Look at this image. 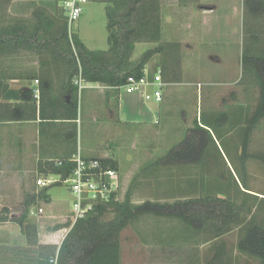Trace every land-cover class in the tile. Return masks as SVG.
Segmentation results:
<instances>
[{"label": "rangeland", "instance_id": "374dc122", "mask_svg": "<svg viewBox=\"0 0 264 264\" xmlns=\"http://www.w3.org/2000/svg\"><path fill=\"white\" fill-rule=\"evenodd\" d=\"M200 2L159 0L160 41L137 43L130 56L131 61H136L146 51L164 47V51L160 49L153 53L145 65L149 77L158 69L163 78L168 76L169 85L161 88L162 100H147L157 112L156 123L124 122L117 114L114 92L119 89L93 82L82 83L80 87L81 84H75V79L81 76L74 75L72 79V83L78 86L81 152L88 157L109 158L116 162L119 175L117 200L122 201L126 194L133 204L209 196L223 197L234 203L227 224L222 220L224 217L210 220L197 235L185 234L181 231V222L174 218L139 216L120 232V264H202L210 261L221 245V257L230 264H259L257 259L237 248L248 223L256 221L264 225V164L258 158L264 153V117L251 130L246 155L241 156L243 128L257 107L259 87L244 73L242 51L246 35L243 23L242 42L222 51L214 47L202 48L198 37L190 39L187 36L190 28L199 30ZM80 5L84 6L86 2ZM39 8L52 11L54 6L41 0H11L5 4V14L32 23L37 19L35 11ZM89 10L80 13L69 29L86 43L89 50H106L109 44L105 12L98 15ZM186 21H191L192 26H187ZM257 22L259 27L255 30L264 32V15ZM167 50L174 52L175 57ZM40 59L44 60L45 67L50 62L51 78L57 87L55 69L58 66L46 53L32 52L26 59L23 55L14 56V62L20 61V68L25 62L28 67L37 68ZM36 80L34 85L39 84ZM28 83L17 81L13 85L24 84L26 87ZM156 88L158 86L154 83L148 91L153 93ZM201 122L211 127L213 138L209 137L204 144L200 163L167 162V155L179 148L189 130ZM6 131L9 133L11 128ZM31 145L34 154V142ZM28 163L31 169L22 183L8 188L9 185L4 184L7 176L1 178L0 214L9 220L0 223V264H36L37 255L44 249L37 234L35 238L23 233L17 218H11L13 211L22 209L23 224L36 225V231L38 226L46 233L63 229L62 235H65L70 225L73 202L70 183L56 182L47 186L52 195L51 204L60 207L59 211L51 212L52 205H46L50 198L38 196L43 190L35 182L39 176L35 156L32 155ZM242 178L251 194L242 191ZM33 194L37 195L35 200L23 208ZM37 206L44 212L31 215L30 209L36 210ZM112 217L111 212L105 216L107 219ZM221 225L224 232L217 234L215 227Z\"/></svg>", "mask_w": 264, "mask_h": 264}, {"label": "trees", "instance_id": "16d2710c", "mask_svg": "<svg viewBox=\"0 0 264 264\" xmlns=\"http://www.w3.org/2000/svg\"><path fill=\"white\" fill-rule=\"evenodd\" d=\"M10 1L0 0V122L35 120L37 117L48 122L75 120L78 86L72 83L74 75H80L85 82H99L119 88L126 84L129 76L139 78L144 75L145 65L152 54L160 49L164 51V47L159 46L146 51L139 60H130L137 43L158 42L161 39L159 0H103L107 4L105 15L109 47L106 50H89L75 34L69 35L64 1L53 0L52 11L39 8L35 11L37 19L32 23L6 15L5 4ZM243 9L246 35L242 51L244 73L250 76V82L257 85L260 92L257 107L243 128L241 156L244 158L249 134L264 117V32L255 30L259 27L258 19L264 15V0H243ZM23 49L46 53L57 64V87L51 78L53 69L49 66L50 62L45 67L44 60L40 59L41 71L38 73L9 71L7 65ZM167 52L173 57L176 55L170 50ZM13 75H26L39 81L38 76L41 80V86H37L39 99L36 101L31 97L34 89L22 91L11 88L7 79L13 78ZM24 94L28 96L24 97ZM73 131L75 143V125ZM209 137L213 138L211 127L203 122L197 123L195 128L189 130L179 148L167 155L166 161L200 163L203 146ZM70 158L65 157L58 164L50 163V172L65 178L74 167ZM258 158L264 164V153ZM98 159L103 166L117 170L114 160ZM234 180L238 185L235 177ZM240 182L242 191L251 194L244 178ZM44 192L41 191L38 196H45ZM35 197L37 195L31 196L23 208ZM233 208L234 203L223 197L201 196L174 202L144 201L133 204L129 194L122 201L112 194L108 200L95 204L84 218L73 224L58 247L57 264H120V232L141 215L174 218L181 222V231L185 234L197 235L210 220L224 217L222 220L227 224L230 220L227 216L232 215ZM23 212L16 221L22 225L25 235L36 238V225L23 224ZM109 212L113 213V217L107 219L105 216ZM7 220L6 215L0 214V223ZM215 230L217 234L224 232L222 225L215 227ZM237 248L241 253L257 259L259 264H264V225L256 221L248 223L237 242ZM56 249L44 247L37 255L36 264H47L46 260L55 254ZM217 249L212 259L202 264H230L229 260L221 257L223 246Z\"/></svg>", "mask_w": 264, "mask_h": 264}, {"label": "crops", "instance_id": "0c3cea01", "mask_svg": "<svg viewBox=\"0 0 264 264\" xmlns=\"http://www.w3.org/2000/svg\"><path fill=\"white\" fill-rule=\"evenodd\" d=\"M52 1L53 0H48L46 3L53 4ZM60 1L63 2L64 0ZM83 2H86V5L81 6V14L85 10L90 9L89 11H95L96 14L100 15L105 12V6L107 5L103 0H84ZM199 6L202 8L198 21L199 30L192 31L190 28L189 31H187V36L190 39L198 37L200 39L199 44L202 48L203 46L214 47L221 51L229 48L231 45L240 44V42H242V23L244 15L243 0H201ZM185 23L189 27L192 26L191 21H186ZM79 40L87 48L86 43L83 42L82 39ZM32 52H36L38 55L41 54L33 49H23L19 52V55H23L26 59V56ZM13 62L9 63L10 65H7L11 72L17 69H21L19 71H23L24 73H38L41 71L40 60H38V67H33V69L28 67L26 62L21 64L23 68L19 67L20 61H15L14 64ZM36 77L39 79L38 85H34L33 83L36 78L31 79L26 75L17 77L13 75V78L7 79V83L13 89L23 88L20 90L25 91L41 86L40 78L38 76ZM163 80L166 85H169L167 77H164ZM17 81H28L29 83L26 87H23L24 84L16 87L13 83ZM82 83L88 82L83 80L81 82V87L83 86ZM97 83L99 82H95V84ZM149 88L150 86L146 87L147 90ZM115 89H119L114 92V94H116L118 105L117 114L118 116H122L124 122L144 125L157 122V112L155 113L152 106H150L143 98V93L141 91L127 92L121 87ZM23 96L26 97L28 94H24ZM31 97L36 101L39 99V96L35 97L34 93ZM119 120H121V117H119ZM80 122V111L78 107L77 119L75 120H56L55 122H48L40 120V118L37 117L35 120L0 122V184L2 183L1 181H3V179H1L3 176H7V178L5 177L4 184L6 183L9 185L8 188L11 187V185H16V183H22L21 181L23 177L31 169L28 162L32 155L35 156V168L39 175L36 177V181L37 179L44 177H60V174L50 172L49 168L50 163L52 162L58 164L61 159L72 157L76 153H80L83 157H88L81 152ZM74 125L76 128L75 143L73 142ZM10 128L11 131L8 133L6 129ZM33 142L36 149L34 154L31 153L30 149L32 147L31 143ZM15 143L21 145L15 146ZM36 186L41 190H45V198H50V202L46 203V205L51 204L52 195L50 194L49 189L47 190L48 187H39L37 184ZM0 196H2L1 190ZM51 205L53 207L49 208L51 209V212H54L55 210L59 211V206ZM62 231L63 229H59L54 233H46L41 226H38V242L44 244L42 245V248L55 246V248L58 249L60 243L67 234L65 233V235H62Z\"/></svg>", "mask_w": 264, "mask_h": 264}, {"label": "built area", "instance_id": "2783aa9c", "mask_svg": "<svg viewBox=\"0 0 264 264\" xmlns=\"http://www.w3.org/2000/svg\"><path fill=\"white\" fill-rule=\"evenodd\" d=\"M84 0H64L65 15L68 23V33L71 34L70 25L75 21L81 13L80 3ZM37 81V80H36ZM83 79L79 77L75 79V84H81ZM157 84L153 93H150L146 87L152 84ZM166 85L162 78L161 70L158 69L151 77L144 73L139 78L129 76L126 84L121 86L127 92L141 91L143 98L147 101L154 98L155 101L162 100L161 88ZM81 87V85H80ZM34 96H39V89L34 88ZM70 161L74 163V167L71 172L65 177H47L39 178L36 184L39 187H46L56 182H69L70 193L73 197L72 210L69 215L70 225L68 231L73 224L81 218H84L88 212H90L94 205L106 201L112 194H116L118 191L119 175L116 169L103 166L98 158L95 157H83L80 153L74 154ZM43 208L37 207L36 210L30 209L31 215L42 214ZM67 231V232H68ZM57 253L48 259L47 264H57Z\"/></svg>", "mask_w": 264, "mask_h": 264}, {"label": "water", "instance_id": "95a60500", "mask_svg": "<svg viewBox=\"0 0 264 264\" xmlns=\"http://www.w3.org/2000/svg\"><path fill=\"white\" fill-rule=\"evenodd\" d=\"M22 212H23L22 209L19 210V211H13V212L11 213V218H19V217L21 216Z\"/></svg>", "mask_w": 264, "mask_h": 264}]
</instances>
